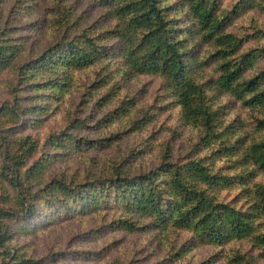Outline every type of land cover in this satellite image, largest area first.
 <instances>
[{"label": "trees", "instance_id": "obj_1", "mask_svg": "<svg viewBox=\"0 0 264 264\" xmlns=\"http://www.w3.org/2000/svg\"><path fill=\"white\" fill-rule=\"evenodd\" d=\"M253 15L264 0H0V264H62L21 241L110 211L93 231L148 237L158 264H264V23ZM145 77L158 89L130 93ZM173 112L186 147L166 141L155 165H142L143 144L89 159L119 149L125 120L143 134ZM73 157L91 168L55 170Z\"/></svg>", "mask_w": 264, "mask_h": 264}, {"label": "rangeland", "instance_id": "obj_2", "mask_svg": "<svg viewBox=\"0 0 264 264\" xmlns=\"http://www.w3.org/2000/svg\"><path fill=\"white\" fill-rule=\"evenodd\" d=\"M96 14V12L92 13V18L96 17ZM253 16L256 22L264 23V16ZM44 35L45 31L31 36L28 47L33 48L32 52H35L44 42ZM260 64L264 66V60ZM143 84H145L144 94L149 92L150 95L158 89L159 81L158 79L149 77H145L142 81H135L128 87L130 93L139 92ZM149 97L151 98V96ZM70 100L76 101V95L70 94L67 97V101ZM67 108L71 109V106L67 105ZM65 109L66 104L63 106L62 111L51 119L50 126L60 127ZM175 115L176 113L174 112L169 113L164 118L162 126H156V128L149 127L146 132L137 135L129 132V120H125L127 124L122 131L128 137L124 136L125 139L121 142L119 149L113 148L108 151L93 152L89 154V159L92 157L96 163L101 164L103 161L118 157L120 153H125L131 149H139L143 144L145 147V157L141 161L142 165H155L159 161L161 145L166 141H169L175 148H178L179 145L184 146V148L186 147L184 139H186L187 134L183 132L181 140L179 139L180 135L177 133L173 134L176 136L171 137L173 133L172 126L175 125V122H173ZM152 131L154 132L152 138L147 139ZM152 142L154 144H151ZM89 159L73 157L67 160V162L57 164L55 170L66 174L68 172L71 174L76 171L81 172L86 168H91V161ZM115 215L116 213L110 211L109 214L102 215L99 218L86 217L83 219L64 220L48 230L38 232L30 239L22 240L21 243L28 244L34 250V254L40 258L49 257L53 253H62L63 258H65L62 264H158L161 260V252H155L149 245H146L148 237L130 235L121 231L109 233L113 227L107 226L100 228L102 232L96 233L93 231V229L101 227L102 224L108 225L115 218ZM95 235L100 237L95 238ZM72 251L79 252L72 254ZM89 251L95 254L96 261L76 260L81 257V253ZM211 254V248H202L195 252L196 258L202 261Z\"/></svg>", "mask_w": 264, "mask_h": 264}]
</instances>
